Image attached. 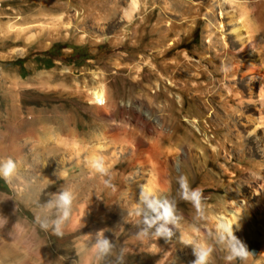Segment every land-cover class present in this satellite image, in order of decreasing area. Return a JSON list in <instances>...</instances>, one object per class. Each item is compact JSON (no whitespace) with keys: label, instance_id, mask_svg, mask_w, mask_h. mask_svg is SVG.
I'll return each instance as SVG.
<instances>
[{"label":"bare ground","instance_id":"6f19581e","mask_svg":"<svg viewBox=\"0 0 264 264\" xmlns=\"http://www.w3.org/2000/svg\"><path fill=\"white\" fill-rule=\"evenodd\" d=\"M131 11L132 4L120 18L113 13L100 14L95 21L97 31L92 34L102 52L108 45L124 49L113 63L118 70L126 71L125 77L118 82L116 76L122 73L116 74L115 80H108L102 73L98 87L82 97L104 120L115 110L124 113L126 104L119 101L123 89L145 78L143 91L149 100L148 112L145 116L137 112L135 116L152 135H128L120 140L116 137L118 126L112 125L114 140L109 158L104 157L106 164L111 165L108 176H122L126 167H138L151 177L150 186L160 195L174 197L173 183L180 175H186L193 187L223 191L204 196L201 214L182 201L189 217L179 224V238L165 245V256L179 250L186 260L193 261V246L183 241L197 244V240L211 238L215 253L210 259L215 264L223 249L219 226L231 224L236 234L240 214L248 209L247 191L241 180L245 171L251 177L249 192L262 198L264 217V116L254 114L255 110L264 109V0H174V9L169 5L139 9L129 22L127 14ZM101 17L109 19L103 22ZM120 19L127 23L122 33L105 38L104 32L113 29ZM202 22V42L189 47L195 40L193 30ZM70 23L67 20L65 26ZM52 24L51 35L58 33V20L54 18ZM176 49L178 55L170 56ZM23 87L25 83L14 77L2 94L0 159L12 158L18 171L9 181L13 192H0V204L20 211L27 207L31 216L26 214L25 221L42 230L36 217H56L55 209L49 214L42 208L48 200L55 199L56 193L70 190L74 194L71 211L73 206H79L77 199L83 189L68 184V178L76 173L94 174L89 164L95 153L90 150L82 157L79 140L96 124L81 120L77 111L79 96L70 98L71 109L62 101L49 107L24 106ZM101 93L106 94L102 106L95 103ZM159 97L164 100L155 106L154 100ZM197 99H201V104H196ZM154 111L157 115H153ZM180 115L185 116V121ZM237 119L248 126L247 133L253 134L243 135ZM172 137L180 142L173 143ZM123 162L128 165L123 167ZM101 184L95 193V214L83 218L80 211L74 210L63 224L65 238L82 232L109 206L118 214L124 208L127 213L123 217L133 220L138 200L128 198L111 204L106 194L100 195ZM42 231L53 239L51 229ZM260 256L264 258V243ZM253 260L250 255L246 264ZM221 263L227 264L225 260ZM257 263L261 264L259 260ZM177 264L190 263L179 259Z\"/></svg>","mask_w":264,"mask_h":264},{"label":"rangeland","instance_id":"374dc122","mask_svg":"<svg viewBox=\"0 0 264 264\" xmlns=\"http://www.w3.org/2000/svg\"><path fill=\"white\" fill-rule=\"evenodd\" d=\"M164 5L174 9V0H139V9L163 8ZM130 6L131 0H0V65L3 71L0 79V111L4 106L2 94L12 78L17 77L25 83V87L21 89V93L26 95L23 100L24 106L49 107L62 101L67 109H71L70 98L79 96L77 111L81 120L84 123L96 124L89 134L79 140L82 157L91 150L95 157L109 158L111 142L114 140L112 125L118 126L116 137L120 140L135 134L150 137L152 134L145 130L135 116L137 112L144 116L148 112L149 100L143 91V85L147 82L145 78H139L134 85L123 89L119 101L126 104L124 113L120 114L115 110L112 114H107L104 120L96 116L94 106L82 97L98 87L99 75L102 73L106 74L108 80H115V75L122 73V76H116L118 82L125 77L126 71L118 70L113 63L120 55L119 52L124 49L108 45L102 52L93 40L92 34L97 31L95 21L100 14L113 13L120 18ZM54 18L58 20V33L51 35ZM108 19L101 17L103 22H107ZM67 20H71L68 27L65 26ZM126 24L120 19L113 29L104 32V37L122 33ZM203 25L202 22L193 30L195 40L189 47L202 42ZM81 26H84L83 30ZM49 51L52 52L51 55L48 54ZM176 51L177 49L170 56L176 57L178 55ZM24 56L26 59L22 64L15 62L17 58ZM163 100V97L156 98L154 105L162 103ZM196 104H201V99H197ZM218 109L221 111V108ZM260 113L264 116V109L254 111L255 115ZM153 115H157V112L154 111ZM179 117L185 119L184 115ZM237 121L243 135L249 137L253 134V131L247 133L246 124H242L238 119ZM172 142L176 144L180 141L177 137H172ZM68 165L70 164L67 163L66 166ZM81 165H85L84 158ZM127 165V162L122 163L123 167ZM179 169L177 163V170ZM249 175L250 172L245 171L241 177L243 190L247 191L248 209L240 214V227L235 235L247 245L254 258L251 264H258V260L264 264V258L260 256L264 243L262 198L249 192L250 188L247 186L248 178H251ZM150 181L151 177L140 172L138 167H126V173L122 176L103 177L98 173L91 175L76 173L68 178V184L72 183L77 190L82 188L83 192L77 199L79 206H73L72 210L80 211L83 218L95 214L97 205L95 193L100 183H102L100 195L106 194L111 204H116L128 198L138 200L140 188L150 186ZM177 181H174L173 186L178 214H182L183 217L179 221L180 224L189 215L188 210L186 212V208L181 204L183 200L177 195L179 190ZM0 192H13L10 182H5L3 178H0ZM203 192L204 196L214 192L223 193L211 188H204ZM119 212L121 213L118 214L109 206L105 214L84 226L79 234L67 238L65 234L62 237L54 234L53 239H50L33 223L25 221L26 214L31 216L30 209L25 207L20 211L13 209L11 205L6 204L2 207L0 204V217L7 219V223L0 227V264H97L98 257L93 246L96 233L101 229L104 230V236L115 243V249L111 255L100 260L99 264H119L120 255L124 257V264H177L179 259L192 264V261L186 260L183 252L179 250L168 257L165 256V245L179 238V227L174 228V236L170 241L151 237L140 240L136 236L138 229L132 220L122 215L127 211L121 208ZM211 228L216 231V225L212 224ZM202 242L213 246L211 238L196 241L197 244ZM222 245V255L216 256L215 264H222V260H225V245ZM212 253H215V250ZM234 264H241V261L237 260Z\"/></svg>","mask_w":264,"mask_h":264},{"label":"clouds","instance_id":"9594fccd","mask_svg":"<svg viewBox=\"0 0 264 264\" xmlns=\"http://www.w3.org/2000/svg\"><path fill=\"white\" fill-rule=\"evenodd\" d=\"M132 11L127 14L129 22L132 21L133 15L139 10V0H131ZM100 97V98H98ZM95 103L104 105L106 103V94L101 93L95 98ZM94 173L101 176H108L111 165L106 164L104 157H93L89 164ZM17 162L12 158L0 159V178L5 182H9L17 173ZM178 197L187 203H190L196 210L197 214H201L204 207V192L199 186L193 187L186 175L178 177ZM107 183V181H106ZM74 200V194L70 190H62L55 194V199L48 200L42 205V208L49 214L53 209L57 211L54 219L36 217V222L39 227L48 231L49 229L62 237L64 221L68 219ZM133 225L138 229L136 236L140 240H145L149 237L160 239L163 238L166 242L170 241L174 236V228L179 227V221L183 218L182 214H178L177 200L170 195H160L158 190L152 186H142L140 188L137 207L133 214ZM7 223V219L0 217V227ZM222 234L219 242L224 244V259L227 264H234L235 261H241V264H246L251 253L247 245L240 240L233 232L231 224H221L219 226ZM185 244L193 246V254L195 259L192 264H211V254L214 251L213 246L209 244H195L191 240H184ZM94 250L97 253V264L103 258L112 254L115 249V243L104 236V230L101 229L96 233ZM119 264H124V257H118Z\"/></svg>","mask_w":264,"mask_h":264},{"label":"trees","instance_id":"16d2710c","mask_svg":"<svg viewBox=\"0 0 264 264\" xmlns=\"http://www.w3.org/2000/svg\"><path fill=\"white\" fill-rule=\"evenodd\" d=\"M51 53H52L51 51L48 52L49 55H51ZM25 59H26V56H24V57H19V58H17V59L15 60V62L22 64V62H23Z\"/></svg>","mask_w":264,"mask_h":264},{"label":"built area","instance_id":"2783aa9c","mask_svg":"<svg viewBox=\"0 0 264 264\" xmlns=\"http://www.w3.org/2000/svg\"><path fill=\"white\" fill-rule=\"evenodd\" d=\"M0 72H3V71H0Z\"/></svg>","mask_w":264,"mask_h":264},{"label":"snow or ice","instance_id":"6c2138e0","mask_svg":"<svg viewBox=\"0 0 264 264\" xmlns=\"http://www.w3.org/2000/svg\"><path fill=\"white\" fill-rule=\"evenodd\" d=\"M98 98H100V97H98Z\"/></svg>","mask_w":264,"mask_h":264}]
</instances>
